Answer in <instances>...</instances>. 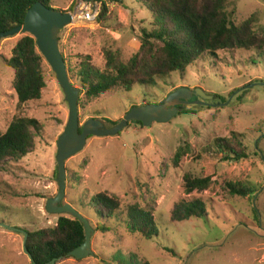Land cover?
Wrapping results in <instances>:
<instances>
[{
  "label": "rangeland",
  "instance_id": "obj_1",
  "mask_svg": "<svg viewBox=\"0 0 264 264\" xmlns=\"http://www.w3.org/2000/svg\"><path fill=\"white\" fill-rule=\"evenodd\" d=\"M75 1L54 0L52 5L75 13L79 4L90 3ZM122 1L110 3V18L103 23L97 21L100 5L95 1L94 20L75 17L59 33L67 67L74 70L72 81L80 88L81 124L96 118L113 126L106 120L118 122L132 107L162 101L179 87L202 88L224 99L215 96L205 105L181 106L167 123H130L118 135L88 138L84 149L66 162L63 203H71L92 222L94 254L83 259L66 257L55 264L114 263L122 250L141 253L152 264H264V51L203 54L185 74L174 72L157 77L154 85L138 84L131 91L118 89L88 99L77 75L80 62L103 69L106 51L117 49L127 61L139 49L141 30L153 27L155 17L145 0ZM228 9L237 24L255 15V28L264 31V0H228ZM22 36L0 39V134L17 117L35 118L43 130L33 152L0 170V264H32L24 251V233L1 224L37 230L54 226L58 220V214L46 210V201L58 193L57 140L69 116L65 95L47 61V86L41 99L19 103L15 72L5 57L11 58ZM233 135L242 140L248 157L223 160L215 141ZM179 147L187 149L176 166L173 158ZM187 173L210 176L212 184L188 194L184 186ZM229 182L253 191L249 196L234 193ZM99 192L120 198L122 217L127 205L152 212L163 235L143 239L115 221L110 222V231L97 230V218L86 205ZM197 198L207 203L206 218L171 220L178 203Z\"/></svg>",
  "mask_w": 264,
  "mask_h": 264
},
{
  "label": "trees",
  "instance_id": "obj_2",
  "mask_svg": "<svg viewBox=\"0 0 264 264\" xmlns=\"http://www.w3.org/2000/svg\"><path fill=\"white\" fill-rule=\"evenodd\" d=\"M53 1L0 0V33L23 25L27 11L36 2L54 8ZM95 1L100 5L97 21L102 23L110 18V3L123 2ZM145 6L154 14L155 19L151 24L153 27L141 30L139 49L127 61L120 57V50L117 49L106 51L103 69L90 65L89 61L80 62L77 75L86 98L94 99L118 89L131 91L138 84L154 85L157 77L169 76L174 72L185 74L187 68L194 65L203 54L215 56L218 51L236 49L264 51V31L255 28V15L240 24L235 23L231 19L228 0H145ZM62 53L64 55L63 50ZM5 61L14 69L13 84L19 103L41 99L47 86L44 71L46 59L39 51L35 37L31 34L23 35L13 47L11 58L5 57ZM68 70L72 80L74 70L71 67ZM215 96L224 99L219 95ZM131 123L143 125L137 121ZM42 130V124L35 118H15L6 132L0 134V170L8 163L20 162L33 152L36 149V137ZM215 146L223 160L248 157L246 146L237 135L217 139ZM186 149L187 147L178 148L173 158L174 165L179 164ZM211 184L210 176L200 177L190 173L184 176L185 191L188 194L195 190H206ZM229 186L234 193L243 196H249L253 191L232 182H229ZM86 206L97 218L96 229L102 232L110 231V222L115 221V225L121 222L132 234H139L143 239L163 235L152 212L138 205H127L125 217H122L120 214L123 204L116 195L99 192L93 195ZM208 213L205 200L197 198L193 201H181L173 210L171 220L181 222L193 217L206 218ZM58 215L54 226L26 230L27 248L38 264L70 257L67 254L85 240V229L78 219L67 214ZM166 248L176 254L170 247ZM122 252L123 250L116 256L114 263L107 264H152L141 253Z\"/></svg>",
  "mask_w": 264,
  "mask_h": 264
},
{
  "label": "water",
  "instance_id": "obj_3",
  "mask_svg": "<svg viewBox=\"0 0 264 264\" xmlns=\"http://www.w3.org/2000/svg\"><path fill=\"white\" fill-rule=\"evenodd\" d=\"M86 1L90 2L93 11H96L95 0ZM74 19V12H64L59 9L49 8L42 2H36L27 11L24 24L0 33V39L16 34L33 35L37 41L39 51L51 66L65 95V100L69 107V116L66 127L57 140L58 193L47 199L46 210L50 214H67L78 219L83 224L85 229L84 242L67 254L76 259H83L94 254L92 250V235L95 229L90 220L71 203H63L67 187V160L84 149L90 136L118 135L133 121L142 122L144 126H151L155 122L167 123L179 114L181 106L194 104L195 102L205 105L207 104L206 100L213 99L215 95L207 93L202 88L179 87L170 92L160 102L132 107L113 126L109 127L104 120L96 118H90L81 124L79 115L80 88L70 78L59 41L61 30L73 23ZM193 98L196 99L193 100ZM1 225L24 233V251L32 264H38L27 248V231L5 224ZM56 261L57 259H53L47 264H55Z\"/></svg>",
  "mask_w": 264,
  "mask_h": 264
},
{
  "label": "built area",
  "instance_id": "obj_4",
  "mask_svg": "<svg viewBox=\"0 0 264 264\" xmlns=\"http://www.w3.org/2000/svg\"><path fill=\"white\" fill-rule=\"evenodd\" d=\"M96 11H93L90 3H82L77 6L75 17H80L85 20H94L96 18Z\"/></svg>",
  "mask_w": 264,
  "mask_h": 264
},
{
  "label": "flooded vegetation",
  "instance_id": "obj_5",
  "mask_svg": "<svg viewBox=\"0 0 264 264\" xmlns=\"http://www.w3.org/2000/svg\"><path fill=\"white\" fill-rule=\"evenodd\" d=\"M196 99V98H195ZM154 102H160V100H156V101H154Z\"/></svg>",
  "mask_w": 264,
  "mask_h": 264
}]
</instances>
